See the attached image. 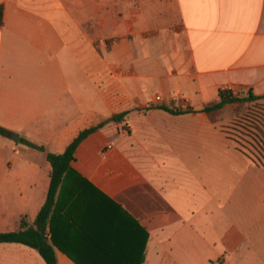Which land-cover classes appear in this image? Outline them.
<instances>
[{
    "label": "crops",
    "instance_id": "obj_1",
    "mask_svg": "<svg viewBox=\"0 0 264 264\" xmlns=\"http://www.w3.org/2000/svg\"><path fill=\"white\" fill-rule=\"evenodd\" d=\"M0 5V127L10 132L0 134V233L24 217L34 226L51 185L47 154L106 123L78 145L58 189L47 228L57 264H260L255 225L237 216L264 217V166L200 109L223 89L264 96V0ZM149 31L154 45L107 46ZM180 99L196 112L157 108ZM0 264L47 263L1 243Z\"/></svg>",
    "mask_w": 264,
    "mask_h": 264
},
{
    "label": "trees",
    "instance_id": "obj_2",
    "mask_svg": "<svg viewBox=\"0 0 264 264\" xmlns=\"http://www.w3.org/2000/svg\"><path fill=\"white\" fill-rule=\"evenodd\" d=\"M4 6L0 5V26L4 23ZM236 104H260L264 108V96H257L252 90H247L244 96L235 95L227 89L220 90L219 100L204 104L200 111L208 114L210 120L215 123L214 117L224 111L227 107ZM157 108L165 110L173 115H183L196 112L192 107H168L158 106ZM124 115H116L113 120L121 119ZM246 123H243V128H254L257 133L251 138L254 141L252 146L254 147L256 154H249L246 148L237 140L229 137L228 132H224L228 135V138L236 145V148L244 153L257 165L264 166V110L255 111L252 115L245 117ZM106 123H101L98 126L91 127L82 131L79 136L69 145L66 151L62 154L48 153L47 159L52 165L51 173V185L48 193V199L41 209L34 226H29L27 219L24 217L21 221V229L19 231L0 233L1 243H20L32 247L39 251L47 264H57L55 250L52 243L48 239L47 228L49 226L50 216L55 205V198L59 187L63 183L66 175L72 170V162L75 159V152L78 145L90 134L96 132L105 126ZM250 132V131H248ZM0 134L8 136L10 132L0 127ZM28 145L36 147L29 141H26ZM44 151L43 147H37Z\"/></svg>",
    "mask_w": 264,
    "mask_h": 264
},
{
    "label": "rangeland",
    "instance_id": "obj_3",
    "mask_svg": "<svg viewBox=\"0 0 264 264\" xmlns=\"http://www.w3.org/2000/svg\"><path fill=\"white\" fill-rule=\"evenodd\" d=\"M172 32V29L169 31ZM158 31H149L146 32L144 34V37H138L139 40H137V37L131 35L130 37H114V38H109L107 39V46H112L118 43H122V42H131L134 43L135 41L138 42L140 40H145L146 44H152L154 45L152 42L154 41V34H157ZM119 73H120V77H126V70L122 69L121 67H119ZM137 75H140L138 73V71H136ZM125 81V80H124ZM136 88V92H137V88H140L135 86ZM119 94H125L126 93V87L125 85H120L119 86ZM161 94L157 93L155 94L156 97V101L160 102L157 97L160 96ZM238 95L244 96L245 92H240ZM178 106L185 108L186 107V103L183 102L182 99L177 101ZM176 103V104H177ZM187 108V107H186ZM264 108L262 106H260V104H236L233 106H229L227 107L224 111H222L221 113L217 114L214 117L215 120V125L220 127L223 131H227L228 135L230 138L239 141L245 148L247 153L249 154H256V151L254 149V147L252 146V144H254L253 139L251 138V136L254 135V133L256 134L257 131L254 128H248L249 130H247V127L243 128V123H246V120H244L245 117H248L250 115H252L255 111H263ZM108 123H117V120H112L110 119V121H108ZM250 131V132H248ZM225 133V132H224ZM226 134V133H225ZM253 134V135H252ZM228 135L226 134V136L228 137ZM243 206H246V204H242ZM249 213H250V209L247 208L246 213L241 214L239 216H237L239 218V221H243L244 224H253L255 225V244H254V253L256 254V258H257V262L260 264H264V217H262L261 219L259 217H257L255 220L251 221L250 217H249ZM236 217V216H235ZM261 223V224H260Z\"/></svg>",
    "mask_w": 264,
    "mask_h": 264
},
{
    "label": "built area",
    "instance_id": "obj_4",
    "mask_svg": "<svg viewBox=\"0 0 264 264\" xmlns=\"http://www.w3.org/2000/svg\"><path fill=\"white\" fill-rule=\"evenodd\" d=\"M227 90H229V91H231L232 93H234L233 88H229V89H227ZM234 94H235V93H234ZM157 99H160V97H157ZM215 264H223V261H217V262H215Z\"/></svg>",
    "mask_w": 264,
    "mask_h": 264
},
{
    "label": "water",
    "instance_id": "obj_5",
    "mask_svg": "<svg viewBox=\"0 0 264 264\" xmlns=\"http://www.w3.org/2000/svg\"><path fill=\"white\" fill-rule=\"evenodd\" d=\"M11 138L14 139L15 141L19 140V136L16 134H11Z\"/></svg>",
    "mask_w": 264,
    "mask_h": 264
}]
</instances>
